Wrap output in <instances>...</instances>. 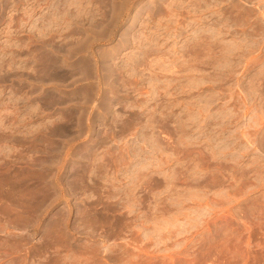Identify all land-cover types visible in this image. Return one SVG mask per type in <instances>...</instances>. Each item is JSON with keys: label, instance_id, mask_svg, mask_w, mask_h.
I'll return each instance as SVG.
<instances>
[{"label": "rangeland", "instance_id": "1", "mask_svg": "<svg viewBox=\"0 0 264 264\" xmlns=\"http://www.w3.org/2000/svg\"><path fill=\"white\" fill-rule=\"evenodd\" d=\"M0 264H264V0H0Z\"/></svg>", "mask_w": 264, "mask_h": 264}, {"label": "bare ground", "instance_id": "2", "mask_svg": "<svg viewBox=\"0 0 264 264\" xmlns=\"http://www.w3.org/2000/svg\"><path fill=\"white\" fill-rule=\"evenodd\" d=\"M82 72V71H81Z\"/></svg>", "mask_w": 264, "mask_h": 264}]
</instances>
